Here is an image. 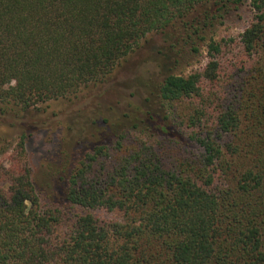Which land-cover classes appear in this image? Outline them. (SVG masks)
<instances>
[{"label":"trees","instance_id":"trees-1","mask_svg":"<svg viewBox=\"0 0 264 264\" xmlns=\"http://www.w3.org/2000/svg\"><path fill=\"white\" fill-rule=\"evenodd\" d=\"M243 7L239 38L215 39ZM153 38L140 104L73 122L62 204L42 205L25 133L0 137V264H264V0H0V116L109 82ZM201 42L202 68L164 69ZM177 119L197 151L169 150Z\"/></svg>","mask_w":264,"mask_h":264},{"label":"rangeland","instance_id":"rangeland-1","mask_svg":"<svg viewBox=\"0 0 264 264\" xmlns=\"http://www.w3.org/2000/svg\"><path fill=\"white\" fill-rule=\"evenodd\" d=\"M249 14L247 7L239 11L234 10L221 25H218L215 39H238L248 23ZM156 50H158L157 38L149 42L144 41L142 47L122 63L109 82L89 83L79 90L77 97L70 95L39 103L27 110L21 122H16L10 116H0V137L8 140L10 151L15 147L20 135L22 133L26 135L25 154L32 168V178L42 205L47 207L50 202L57 204L63 202L57 176L69 167L72 148L68 138L72 134L73 122L81 115L80 111L87 108L90 114L100 109L109 111L111 107L115 111H120L132 104L139 105L141 101L138 92L142 93V87L137 83L136 78L157 74L155 65L157 62H161L162 65V60ZM206 61V47L201 42L198 53L184 50L176 66L169 64L164 69L188 74L202 68ZM178 105L184 118L196 117V111L200 110L199 104L193 100ZM0 106H3L2 102ZM179 121V119L169 121L171 126L168 136L166 135L171 138L166 139L169 150L197 151V146L187 137L190 131L188 128L186 130ZM130 135L137 136V133L131 132ZM5 164H9V160H6ZM62 230H65L64 227Z\"/></svg>","mask_w":264,"mask_h":264}]
</instances>
